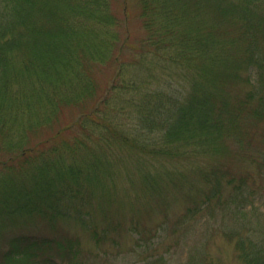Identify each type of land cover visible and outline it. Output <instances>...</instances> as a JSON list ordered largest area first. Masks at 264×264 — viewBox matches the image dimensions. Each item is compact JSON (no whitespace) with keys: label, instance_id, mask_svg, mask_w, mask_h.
<instances>
[{"label":"trees","instance_id":"1","mask_svg":"<svg viewBox=\"0 0 264 264\" xmlns=\"http://www.w3.org/2000/svg\"><path fill=\"white\" fill-rule=\"evenodd\" d=\"M111 4L0 0V230L72 221L113 243L121 186L163 214L175 188L196 198L192 214L215 202L239 216L255 199L226 160L264 137V0H138V46ZM106 63L117 70L99 88ZM67 110L78 116L61 124ZM262 149L251 160L264 171ZM238 235V260L264 264V243ZM51 242L17 233L1 253L10 262Z\"/></svg>","mask_w":264,"mask_h":264},{"label":"rangeland","instance_id":"2","mask_svg":"<svg viewBox=\"0 0 264 264\" xmlns=\"http://www.w3.org/2000/svg\"><path fill=\"white\" fill-rule=\"evenodd\" d=\"M124 5L127 6L126 21ZM111 9L121 18L118 29L121 36L125 38L129 35L131 46H138L144 37L138 0H112ZM115 66L106 63L94 70L99 88L108 87L117 70ZM77 116L78 111L67 110L60 119L61 124ZM261 131H264V125ZM257 149H262L263 153L257 157L264 163L263 136L256 137L239 161L226 160L228 173L248 175L249 183L253 184L251 188L256 191L255 199H249V205L239 216L228 212L231 203L221 209L215 202L201 213H189L196 198L186 199V191L178 188L168 196L166 214L161 213L162 205L159 204L145 203L138 210L136 204L127 202L129 191L121 186L118 194H122L119 198L123 200L119 204L116 201L112 206L114 210L118 209L111 215V223L114 222L111 233L113 243L107 239L96 243L84 226L72 221L49 223L36 217L24 226L13 223L14 227L20 225L18 229L0 230V264H44L47 258L50 260L46 262L48 264H243L235 251V243L241 237L238 233L255 234V240L264 243V171L259 170L255 163L253 165L251 160ZM3 157L0 153V160ZM227 190L230 189H223V195H228ZM132 192L139 195L140 191L134 187ZM135 211L139 212L136 214ZM164 216L165 221L162 219ZM100 217H92L91 222L99 235L102 230L111 229ZM117 222L120 223L119 228ZM159 224L162 225L161 230L157 229ZM136 225L137 229H134ZM17 233L36 235L39 239L46 238L52 242L42 246L35 256H18L5 262L1 252L8 246L11 236Z\"/></svg>","mask_w":264,"mask_h":264}]
</instances>
